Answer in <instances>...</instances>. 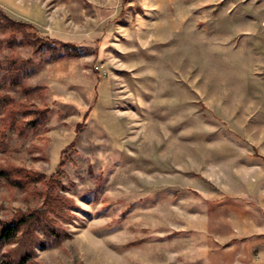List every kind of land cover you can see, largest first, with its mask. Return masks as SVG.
<instances>
[{"label": "rangeland", "instance_id": "obj_1", "mask_svg": "<svg viewBox=\"0 0 264 264\" xmlns=\"http://www.w3.org/2000/svg\"><path fill=\"white\" fill-rule=\"evenodd\" d=\"M0 9V218L64 201L28 264H264V0Z\"/></svg>", "mask_w": 264, "mask_h": 264}, {"label": "trees", "instance_id": "obj_2", "mask_svg": "<svg viewBox=\"0 0 264 264\" xmlns=\"http://www.w3.org/2000/svg\"><path fill=\"white\" fill-rule=\"evenodd\" d=\"M27 25L24 21L13 19L0 9V30H11L15 35ZM25 32V31H23ZM26 34V33H25ZM34 45V51L46 50L52 52L51 59L61 58L62 55H78L77 49L68 43L62 48L51 43L49 38L29 39ZM31 63V60L27 61ZM63 196L55 195L51 199L55 207L52 209H34L22 212L9 219L0 218V264H28L35 253L34 245L47 239L52 243H60L66 237V231L56 225V220L49 211L57 213L64 206ZM57 208V209H56ZM12 247L7 246L16 243Z\"/></svg>", "mask_w": 264, "mask_h": 264}]
</instances>
